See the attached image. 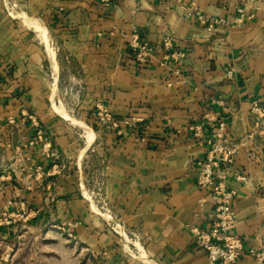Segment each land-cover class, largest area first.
<instances>
[{"label": "crops", "instance_id": "0c3cea01", "mask_svg": "<svg viewBox=\"0 0 264 264\" xmlns=\"http://www.w3.org/2000/svg\"><path fill=\"white\" fill-rule=\"evenodd\" d=\"M191 3L225 22L210 30ZM8 4L47 28L55 59ZM136 37L153 50L143 64ZM167 41L184 53L177 63L162 64ZM69 74L81 92L76 110L58 98ZM254 101L264 106V0H0V149L20 151L22 206H36L98 264H212L195 236L215 208L198 163L222 121L238 145L227 174L233 233L244 243L236 264H264L253 254L264 243V126ZM102 104L117 126L99 121Z\"/></svg>", "mask_w": 264, "mask_h": 264}, {"label": "built area", "instance_id": "2783aa9c", "mask_svg": "<svg viewBox=\"0 0 264 264\" xmlns=\"http://www.w3.org/2000/svg\"><path fill=\"white\" fill-rule=\"evenodd\" d=\"M117 0H105L108 6L115 5ZM196 3H191L193 7L191 14L195 16L201 23L208 24V28L213 30L217 24L225 22L223 19H206L201 11H199ZM14 5L8 4L7 11L12 14ZM240 12L243 9H239ZM13 15V14H12ZM166 56L162 64L177 63L183 56L182 51L173 50V43L166 42ZM132 49L135 59L138 63H146L153 55V50L147 42H140L136 37L132 43ZM228 77L232 79L234 75L233 67L228 69ZM175 73L180 74L177 69ZM99 106V105H98ZM252 112L256 115L258 125L264 126V106L258 101H254ZM97 116L99 121L104 125L117 126V122L103 104L98 107ZM125 124L132 127L135 125L133 120L125 121ZM214 136L208 140L210 145L208 154L198 163L199 174L197 183L203 187L210 188V195L214 200V215L212 225L208 230L195 231L197 244L207 251L208 258L212 264H236L244 253L243 240L233 233L235 227V211L233 209V201L236 197L235 190L228 187L227 174L234 164V159L238 151V145L232 142L227 133L226 123L220 122ZM254 134L249 135V139H253ZM38 138L42 139V131H38ZM246 144V141L239 143V146ZM222 169L223 171L219 172ZM238 180L246 182L247 176L239 175ZM106 203L102 202V207ZM117 232L120 230L118 225L112 227ZM71 235V234H70ZM254 256L259 263L264 261V243L259 249L253 251Z\"/></svg>", "mask_w": 264, "mask_h": 264}, {"label": "rangeland", "instance_id": "374dc122", "mask_svg": "<svg viewBox=\"0 0 264 264\" xmlns=\"http://www.w3.org/2000/svg\"><path fill=\"white\" fill-rule=\"evenodd\" d=\"M75 83L74 75H67L58 92V98L72 110L77 109L81 99L80 87ZM79 122L77 125L85 126ZM19 163V150L0 149V264H98L97 257L68 231L38 219L36 206H22L25 185Z\"/></svg>", "mask_w": 264, "mask_h": 264}, {"label": "bare ground", "instance_id": "6f19581e", "mask_svg": "<svg viewBox=\"0 0 264 264\" xmlns=\"http://www.w3.org/2000/svg\"><path fill=\"white\" fill-rule=\"evenodd\" d=\"M16 9V8H15ZM15 9L14 10H12L11 11V13L15 16V17H17V18H20V19H22L23 21H24V23L25 24H27L28 26H32L34 29H36L38 32H39V37L40 38H42L45 42H46V44L48 45V51H49V53H50V55L52 56V58L53 59H55V53H54V50L51 48V46L49 45V41H50V37H49V35H48V31H47V28L45 27V26H43L41 23H39V22H37V21H35L34 19H32V18H30V17H28V15H24V14H21V13H19V12H16L15 11ZM56 92V91H55ZM54 108H55V110L58 112V113H60L63 117H65V118H67V119H69L71 122H73V123H76V124H81L77 119H75V118H73L65 109H64V107L62 108V107H59V106H57V105H54ZM84 127H86V126H84ZM88 131V137H89V139H92L93 138V132L92 131H90V130H87ZM87 137V138H88ZM86 194V196H87V198L88 199H91V197H90V194H88V193H85ZM92 207L96 210V211H98L99 212V210H98V208H97V206L92 202ZM103 212V211H102ZM97 213V212H96ZM102 215H104V214H102ZM106 216V215H105ZM123 236H124V234H123ZM128 240V239H127ZM127 247V246H126ZM128 248V247H127ZM130 251V250H129ZM146 255V254H145ZM139 257V256H138ZM141 257V256H140ZM142 257H143V259L145 260V261H148V259L144 256V255H142ZM147 264H148V262H147ZM156 264V263H155ZM158 264V263H157Z\"/></svg>", "mask_w": 264, "mask_h": 264}]
</instances>
